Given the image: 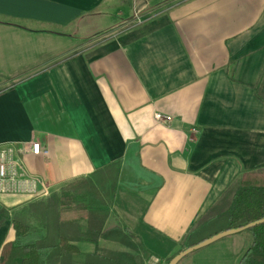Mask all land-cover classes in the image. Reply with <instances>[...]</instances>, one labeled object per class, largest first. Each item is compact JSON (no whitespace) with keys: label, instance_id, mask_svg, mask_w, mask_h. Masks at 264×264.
Segmentation results:
<instances>
[{"label":"crops","instance_id":"1","mask_svg":"<svg viewBox=\"0 0 264 264\" xmlns=\"http://www.w3.org/2000/svg\"><path fill=\"white\" fill-rule=\"evenodd\" d=\"M262 76L264 0H0V145L49 192L118 165L105 228L120 232L82 254L167 264L193 246L227 185L264 167ZM33 199L0 195V250ZM206 254L177 264H223Z\"/></svg>","mask_w":264,"mask_h":264},{"label":"trees","instance_id":"2","mask_svg":"<svg viewBox=\"0 0 264 264\" xmlns=\"http://www.w3.org/2000/svg\"><path fill=\"white\" fill-rule=\"evenodd\" d=\"M264 100V76L255 89ZM118 174L117 163L90 177L67 184L45 201L31 202L12 216L14 238L0 250V264H125L121 252L82 254L76 242L115 238L120 229H106ZM0 204V226L9 218ZM264 218V167L244 171L232 180L198 219L187 238L197 244L227 229ZM252 241L239 264H264V223L248 228ZM116 231V232H114ZM198 238V240H197ZM172 257L167 259V264Z\"/></svg>","mask_w":264,"mask_h":264},{"label":"built area","instance_id":"3","mask_svg":"<svg viewBox=\"0 0 264 264\" xmlns=\"http://www.w3.org/2000/svg\"><path fill=\"white\" fill-rule=\"evenodd\" d=\"M154 119L160 123H168L172 117L155 112ZM25 153L40 155L45 153L39 141L33 140L23 147ZM49 188L40 186V180L25 171L12 144L0 145V195H25L31 198L47 196ZM152 264H159V259L152 257Z\"/></svg>","mask_w":264,"mask_h":264},{"label":"rangeland","instance_id":"4","mask_svg":"<svg viewBox=\"0 0 264 264\" xmlns=\"http://www.w3.org/2000/svg\"><path fill=\"white\" fill-rule=\"evenodd\" d=\"M156 1V0H153ZM158 1V0H157ZM153 3V4H152ZM149 7L145 10L140 11L139 13H145L148 11H152L155 7L154 2H152ZM67 185L57 189L54 192H49L47 196L37 197L33 199L32 201H45L48 197L51 196L52 193H60L62 190H66ZM252 241V233L249 229L241 230L240 232L233 233L227 236H224L223 238H220V240L215 241V244H211L210 246L207 245L204 246L203 249L200 250H193L190 252L187 256L189 258L196 257L202 255V253H207L206 255L209 257H213V259H218L223 264H239V258L242 256V254L245 252L248 246H250ZM199 251V252H197ZM100 255H108L111 254V252H115L113 250H110L106 247H101L97 251ZM120 252V251H118ZM123 254V252H121ZM200 254V255H199ZM129 256V254L122 255ZM149 256L145 255V258H148Z\"/></svg>","mask_w":264,"mask_h":264},{"label":"water","instance_id":"5","mask_svg":"<svg viewBox=\"0 0 264 264\" xmlns=\"http://www.w3.org/2000/svg\"><path fill=\"white\" fill-rule=\"evenodd\" d=\"M261 223H264V218H261L257 221H254V222H251V223H249L245 226H242V227L227 229V230H224L222 232L216 233V234L206 238L205 240H203V241H201V242H199L193 246H190V247L184 249L183 251L179 252L178 254L174 255L168 264H177L181 258H183L185 255H187L188 253H190L191 251H193L195 249L201 248V247L206 246L212 242H215V241L219 240L220 238H223L224 236L240 232L241 230L248 229L252 226H255V225L261 224Z\"/></svg>","mask_w":264,"mask_h":264}]
</instances>
